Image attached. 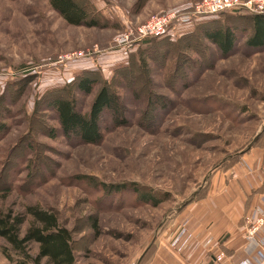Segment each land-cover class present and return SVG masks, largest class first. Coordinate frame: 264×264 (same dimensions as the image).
Returning a JSON list of instances; mask_svg holds the SVG:
<instances>
[{
	"label": "rangeland",
	"instance_id": "1",
	"mask_svg": "<svg viewBox=\"0 0 264 264\" xmlns=\"http://www.w3.org/2000/svg\"><path fill=\"white\" fill-rule=\"evenodd\" d=\"M199 1L80 0L105 26L88 28L67 24L48 0H0V120L8 126L0 136V211H54L72 233L76 264H151L157 240L172 222L218 171L240 161L264 129V48L250 49L245 39L229 56L198 39L182 43L191 49L180 47L181 56L177 49L164 58L155 53L144 70L116 71L133 66L145 47L138 40L118 52L117 37ZM220 19L204 17L171 39ZM86 70L112 81L125 107L127 125L110 129L105 117L100 145L66 139L46 103L30 119L38 99ZM27 74L29 85L9 87ZM99 89L75 97L84 113ZM146 112L151 118H144ZM257 141L253 147H264V133ZM149 193L166 200L157 207L142 202ZM263 199L264 193L256 205ZM30 221L28 216L24 229ZM182 232L184 226L178 236ZM247 232L241 240L252 251L226 255V262L261 256ZM6 246L0 238V263L12 264ZM37 249L32 245L31 253Z\"/></svg>",
	"mask_w": 264,
	"mask_h": 264
},
{
	"label": "trees",
	"instance_id": "2",
	"mask_svg": "<svg viewBox=\"0 0 264 264\" xmlns=\"http://www.w3.org/2000/svg\"><path fill=\"white\" fill-rule=\"evenodd\" d=\"M48 1L52 9L71 26L105 27L100 21L91 17V14L80 0ZM224 14L226 13L219 14L224 19L202 24L199 31L195 30L187 33L177 41H172L170 36L149 38L141 41L145 47L138 51V59L133 60L135 64L127 68H118L116 71L131 70L133 67L134 69L138 68L137 66L144 70V67H148L150 59L156 61L154 60L155 53H160L161 58H164L177 49L178 52H175L181 56L183 51L179 49L184 46L182 43L197 41L198 39L214 45L223 56H229L242 39H245L246 45L250 49L258 50L264 48V14L250 15L240 12L237 14ZM212 24L219 25L210 27L209 25ZM184 47L191 49L190 46ZM126 73L122 76L123 78ZM101 76L102 74L98 70L82 71L67 85L46 92L36 102L30 119L39 111V106L46 103L47 107L56 114L66 139L87 145H100L104 140L103 124L106 122L105 117L111 118L110 129H117L127 125L124 118L125 107L121 103V97L112 84L113 82ZM29 77L31 75L27 74L26 77L11 83L9 87L13 85H20L19 89L23 86L25 87L32 82ZM25 82L27 83L25 84ZM98 85H100V89L95 95L90 111L84 113L77 104L75 97L77 95L82 97L91 96ZM144 118H151L150 113L146 112ZM7 127L5 121L0 120V136L8 132ZM263 133L264 129L259 135L258 141ZM55 135V131H52L54 138ZM0 139L2 140L3 138L0 137ZM28 150L32 152V150H35V146L30 145ZM236 162L237 159L228 167L233 166ZM204 195L205 192L199 193L188 205L202 199ZM141 200L146 204L157 207L166 199L149 193L143 196ZM28 216L31 217V221L27 228L24 229ZM98 225V219L92 217L93 230L98 229ZM0 238L7 243L6 248L8 251L3 250V253L12 264H76L72 233L60 222L58 215L54 211L43 210L38 207H29L26 214H18L13 211L3 213L0 211ZM32 245L38 246L35 255L31 253ZM12 254L17 256L16 260Z\"/></svg>",
	"mask_w": 264,
	"mask_h": 264
},
{
	"label": "crops",
	"instance_id": "3",
	"mask_svg": "<svg viewBox=\"0 0 264 264\" xmlns=\"http://www.w3.org/2000/svg\"><path fill=\"white\" fill-rule=\"evenodd\" d=\"M91 63V68H96ZM239 160L218 171L207 184L203 198L190 204L172 222L157 240L151 264H232L218 263L215 256L222 252L228 257H245L252 251L241 239L247 231L246 216L264 193V147L250 148ZM182 226L185 232L178 236ZM182 245L185 249L179 251L177 247Z\"/></svg>",
	"mask_w": 264,
	"mask_h": 264
},
{
	"label": "built area",
	"instance_id": "4",
	"mask_svg": "<svg viewBox=\"0 0 264 264\" xmlns=\"http://www.w3.org/2000/svg\"><path fill=\"white\" fill-rule=\"evenodd\" d=\"M189 8L188 10H186ZM184 10H172L163 12L154 16L148 23L143 24L138 29L128 28L122 35L114 40L116 47L125 49L134 42L146 40L149 38H163L165 36L173 37L184 31L204 17L217 16L223 13L264 14V0H202ZM81 56L83 54H80ZM78 56V55H77ZM76 58V56H73ZM248 224V240L253 243L260 251L261 256L249 255L245 260H234L232 264H264V199L262 205L255 207L253 211L246 216ZM190 239V238H189ZM179 251L185 249V246L177 247ZM215 260L218 263L226 262V255L222 252L217 253Z\"/></svg>",
	"mask_w": 264,
	"mask_h": 264
},
{
	"label": "water",
	"instance_id": "5",
	"mask_svg": "<svg viewBox=\"0 0 264 264\" xmlns=\"http://www.w3.org/2000/svg\"><path fill=\"white\" fill-rule=\"evenodd\" d=\"M258 138H259V136L255 139L254 143L251 146H249V149L253 147V145L256 143V141H257Z\"/></svg>",
	"mask_w": 264,
	"mask_h": 264
}]
</instances>
